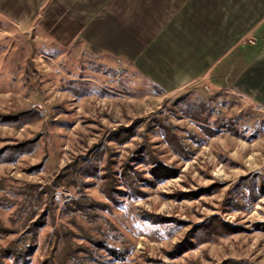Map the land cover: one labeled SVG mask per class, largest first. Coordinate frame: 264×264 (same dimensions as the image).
<instances>
[{
    "label": "rangeland",
    "instance_id": "1",
    "mask_svg": "<svg viewBox=\"0 0 264 264\" xmlns=\"http://www.w3.org/2000/svg\"><path fill=\"white\" fill-rule=\"evenodd\" d=\"M19 1L0 0V264H264V108L90 52L98 5Z\"/></svg>",
    "mask_w": 264,
    "mask_h": 264
},
{
    "label": "crops",
    "instance_id": "2",
    "mask_svg": "<svg viewBox=\"0 0 264 264\" xmlns=\"http://www.w3.org/2000/svg\"><path fill=\"white\" fill-rule=\"evenodd\" d=\"M65 3L98 5L80 31L90 52L129 63L142 77L169 92L191 83L227 85L264 108V0Z\"/></svg>",
    "mask_w": 264,
    "mask_h": 264
},
{
    "label": "trees",
    "instance_id": "3",
    "mask_svg": "<svg viewBox=\"0 0 264 264\" xmlns=\"http://www.w3.org/2000/svg\"><path fill=\"white\" fill-rule=\"evenodd\" d=\"M21 250H23V249L17 250L15 248H10L7 251L6 250L5 251L8 252V253L10 252L9 254H11V256H13L14 258H16V260H14L16 264L19 262L18 261L19 259L21 260V262H23V264H27L28 262L27 261H24L25 260L24 259V255H23L24 252L21 251ZM40 264H53V263H51L49 261H43Z\"/></svg>",
    "mask_w": 264,
    "mask_h": 264
}]
</instances>
